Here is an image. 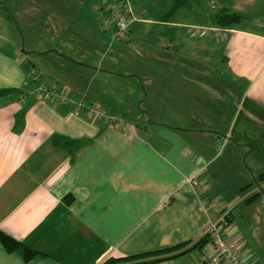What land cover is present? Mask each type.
I'll list each match as a JSON object with an SVG mask.
<instances>
[{
	"label": "crops",
	"instance_id": "0c3cea01",
	"mask_svg": "<svg viewBox=\"0 0 264 264\" xmlns=\"http://www.w3.org/2000/svg\"><path fill=\"white\" fill-rule=\"evenodd\" d=\"M35 1L43 48L24 51L0 13V89L22 90L0 96V228L43 254L27 261L0 244V264H133L155 257L135 255L201 241L227 212L218 193L235 196L264 172V14L247 12L264 0H190L168 20L174 0H159L167 10L156 16L128 0L121 40L109 0ZM27 7L25 15L39 9ZM221 7L253 25L228 27L221 46L187 31L214 26ZM56 83L127 124L55 98ZM56 136L82 143L72 155ZM235 225H227L234 237ZM200 244L147 264H205L216 247ZM250 247L241 248L247 263L262 264Z\"/></svg>",
	"mask_w": 264,
	"mask_h": 264
},
{
	"label": "rangeland",
	"instance_id": "374dc122",
	"mask_svg": "<svg viewBox=\"0 0 264 264\" xmlns=\"http://www.w3.org/2000/svg\"><path fill=\"white\" fill-rule=\"evenodd\" d=\"M131 6L130 1L128 2ZM134 6L136 10L138 8H144L146 10L147 16H156L159 13H161L163 10H167L166 7L163 6L162 3L159 2V0H133ZM128 4V5H129ZM28 5V9H38L36 14L30 13V10L28 15H25L26 6ZM205 11H209L207 2H203L201 4ZM201 6V7H202ZM220 6V5H219ZM200 8V7H199ZM222 8V7H221ZM258 12H253L251 10H248L249 16H254L255 14H264V6H259ZM43 8L38 7L37 1L35 0H0V13H2L4 16L10 17L11 21L8 23V26L10 27V31L15 32L17 41L19 42L21 48L24 51H30L32 46L34 48H43L46 46L48 42V39L44 32V27L40 25V21L45 20V16L43 15ZM190 9V10H189ZM185 15L187 18H195V13H191L192 8H185ZM214 10H218L215 9ZM180 15V14H179ZM5 17V19H8ZM197 18V17H196ZM250 20L249 17L243 19L242 23L244 26H252L253 24H248L247 21ZM0 24H2V21H0ZM5 25V24H3ZM212 27V26H209ZM230 32V31H229ZM229 37V33H228ZM227 37V39H228ZM226 39V40H227ZM217 40L215 39V42ZM225 42V41H224ZM56 41L54 42V44ZM216 43H219L218 46H221L223 41H218ZM39 50V49H37ZM28 64V63H27ZM37 65H35V68H39L41 70L40 64L36 62ZM216 65L219 69L218 71H223V65L221 62L218 64L211 63L209 68H213V66ZM38 69V71H40ZM42 72V71H40ZM38 77H40V74L38 73ZM54 88L58 89L59 93H64V87L58 86V84H55L53 86ZM49 88L50 93L53 92L54 88ZM59 87L61 89L59 90ZM43 87L42 89H44ZM36 90V89H35ZM37 92V91H36ZM40 92V90H39ZM74 100L73 97H64V101ZM72 102V101H70ZM80 105H83L82 107L89 110V106L92 104L89 102H85L82 100H79ZM122 116V115H121ZM104 118H107L106 116ZM124 118L121 117V120H112V123L115 122H124L122 121ZM125 125V124H124ZM219 150V149H218ZM254 186H256L258 189L257 191H260L261 189L262 194L255 200L249 201V197L253 195V192H239V190L236 191L235 196L232 191L229 192V197H223L224 194L218 193L222 196V199H220V203H222V207H226L228 209L233 210V218L236 222V230H237V236L235 237L238 243H240L241 246L244 245H250L251 250L255 252L258 257L262 260L261 263L264 264V180H258L252 182ZM234 196V197H233ZM220 219V216L219 218ZM207 229L205 231V234H207ZM213 240V239H212Z\"/></svg>",
	"mask_w": 264,
	"mask_h": 264
},
{
	"label": "trees",
	"instance_id": "16d2710c",
	"mask_svg": "<svg viewBox=\"0 0 264 264\" xmlns=\"http://www.w3.org/2000/svg\"><path fill=\"white\" fill-rule=\"evenodd\" d=\"M110 3H111V0H109V2H108L107 15H108L109 18H111V15H112L111 10L109 8ZM189 4H190V0H174L173 5L170 7V9L168 11H166V13L163 14L162 18H164L165 20H168L180 8L185 7V6H189ZM211 19H212V23L214 24V26L221 27V28H228V27H231V26H234L236 24L241 23L243 21V19H244V16L240 12H237V11H234V10H230L228 8H221V9L217 10L215 13L212 14ZM117 32H118V27L116 25L115 37L117 39H119V40L126 38L127 34L129 33V31H128V33L125 36L118 37V33ZM34 75H36V74H34ZM56 84H58V83H56ZM58 86H60V85H58ZM60 89H61V87H59V90ZM64 90H67V89L64 88ZM15 91H19L20 92L22 90L16 89V88H2V89H0V96L9 94V93H12V92H15ZM45 91H46V88H44V92ZM44 92H42V93H44ZM67 96L71 97L69 95L68 90H67ZM60 99L64 100L62 98H60ZM70 101L71 100L69 99V101L67 100L66 102H70ZM72 102L76 103L77 108H79V103H80L79 100L74 99V100H72ZM72 102H70V103H72ZM91 104H92L91 106L95 107L97 110L105 113L103 116L95 117V115L92 114L90 112V110L86 109L96 119H103L106 116L107 119L109 120V122L111 124H113L112 120H111V115H114V114L122 115L118 111L106 110V109L98 107L94 103H91ZM83 109H85V108H83ZM122 116L124 118L122 121H124V122H115L113 125H124V124H127V122H128L127 118L124 115H122ZM54 141H55V143L57 145L65 148L66 150H68L72 155H75V153L78 150V147H80V145L82 143L81 139L78 140V139H72V138H69V137H62V136H56ZM259 179L260 180H264V172L259 175V178L256 181H258ZM197 182L200 183L201 180L194 179V183H197ZM252 190H253V183H248V184L244 185L243 187H241V192H243V193H246L248 191L252 192ZM262 191H263L262 189L260 191H257V190L255 192L253 191V195L251 197H249L248 200L251 201V200L257 199L259 196H261ZM257 193H258V195H257ZM73 200H74V198L72 196L66 197V202L68 204L72 203ZM225 210H227V212ZM223 211H225L226 213L224 212L223 215H221L220 223H225L226 225H228V222L232 221V219H233V213L230 212V210H228L227 208H225ZM209 240H212L211 236H210V234H206L201 239V241H199L198 243H194L191 246H190V242L191 241H186V242L180 243V244L172 246V247H168V248H164V249H160V250H156V251H151V252L135 255L133 257H142V258H147V257H150V256H155V257H151L149 259L143 260L141 262L133 263V264H141V263L147 264V263H151V262L158 261V260L174 258V257H177V256L189 251L191 248H193L195 246L196 247L200 246L201 242H206V241H209ZM0 244H2V246H4V248L8 252H18L27 261L33 259L34 257H36L38 255L43 254L40 251L36 250L32 245L27 244L26 242L13 237L12 235L6 233L1 228H0Z\"/></svg>",
	"mask_w": 264,
	"mask_h": 264
},
{
	"label": "built area",
	"instance_id": "2783aa9c",
	"mask_svg": "<svg viewBox=\"0 0 264 264\" xmlns=\"http://www.w3.org/2000/svg\"><path fill=\"white\" fill-rule=\"evenodd\" d=\"M111 10V18L113 22L118 27V37L125 36L132 22V14L130 12V7L128 5V0H111L109 5ZM188 32L192 36L206 37L211 36L217 41H225L228 37L229 28H221L217 26L212 27H202V26H187ZM43 87L40 88V92H44ZM54 88V87H53ZM55 98L67 97V90L64 93H59L58 89L54 88L53 92L50 93ZM72 101V100H71ZM83 105H80L79 108H83ZM89 110L95 117L103 116L105 113L97 110L93 106H89ZM121 115L114 114L111 115L112 120H121ZM207 234H210L211 239L215 243V252L204 259L205 264H249L242 254V246L234 236L229 233L227 225L225 223H220V220L214 221L207 228Z\"/></svg>",
	"mask_w": 264,
	"mask_h": 264
},
{
	"label": "bare ground",
	"instance_id": "6f19581e",
	"mask_svg": "<svg viewBox=\"0 0 264 264\" xmlns=\"http://www.w3.org/2000/svg\"><path fill=\"white\" fill-rule=\"evenodd\" d=\"M226 11H227V10H226ZM187 31H188V30H187ZM260 177H261V176H260ZM262 177H263V176H262ZM258 178H259V177H258ZM192 182H193V181H192ZM192 184H193V183H192ZM194 185H195V184H194ZM246 187H247V186H246ZM247 190H248V189H247ZM250 191H251V190H250ZM257 195H258V193H257ZM257 195H256V196H257ZM212 201H213V200H212ZM215 204H216V203H215ZM216 206H217V205H216ZM215 221H216V220H215ZM121 259H122V258H121Z\"/></svg>",
	"mask_w": 264,
	"mask_h": 264
}]
</instances>
